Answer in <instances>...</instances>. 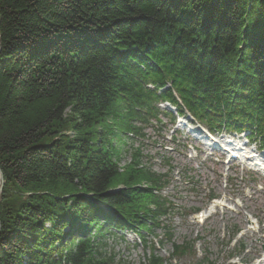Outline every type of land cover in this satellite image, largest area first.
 <instances>
[{"label": "trees", "instance_id": "16d2710c", "mask_svg": "<svg viewBox=\"0 0 264 264\" xmlns=\"http://www.w3.org/2000/svg\"><path fill=\"white\" fill-rule=\"evenodd\" d=\"M166 84L210 131L264 150V0H0V264H122L102 239L124 231L140 264H170L146 238L169 172L137 152L120 172L115 144L177 106Z\"/></svg>", "mask_w": 264, "mask_h": 264}, {"label": "rangeland", "instance_id": "374dc122", "mask_svg": "<svg viewBox=\"0 0 264 264\" xmlns=\"http://www.w3.org/2000/svg\"><path fill=\"white\" fill-rule=\"evenodd\" d=\"M162 120L164 123L165 119ZM184 129L175 132L174 127L159 128L154 124L144 131L145 138L142 140L133 143L123 139L125 145L115 142L121 148V163L127 162L130 145L136 148L142 143V151L153 172H167L166 162L173 169L168 187L161 192L171 210L168 216L158 220L160 227L154 230L158 236L153 240L158 254L168 259L171 252L169 243H156L167 226L172 231L174 243H193V255L172 264H195L204 254L211 264H241V261L255 264L264 258V176L239 162L225 165L221 150L210 151L198 144V149L205 152L200 156L189 148L191 146L183 149ZM231 140L233 143H247L245 138L238 136H232ZM171 148L175 151L172 152ZM248 150L251 155L264 160V154L258 153L254 145L249 144ZM211 195L221 200L224 207L209 210L215 201L209 200ZM248 222L255 224L253 231L249 230ZM235 228L240 230L235 237L237 243L243 246L241 253L233 251V242L228 244ZM102 242V250L122 264H140L144 262V254L149 253L130 232L106 235ZM230 253L236 257L229 260Z\"/></svg>", "mask_w": 264, "mask_h": 264}, {"label": "bare ground", "instance_id": "6f19581e", "mask_svg": "<svg viewBox=\"0 0 264 264\" xmlns=\"http://www.w3.org/2000/svg\"><path fill=\"white\" fill-rule=\"evenodd\" d=\"M137 67H138V69L140 71H144L146 67L156 68V64L153 61H148V62L145 63V65L139 64V65H137ZM144 88L146 90H150V91L154 90V87L151 86V85H148V84L145 85ZM164 90H170L171 91V94H172L174 100L176 101L177 106H173L172 104H170L168 102H158V103H156L154 106L161 113V115L158 117L159 120H160V123H157L155 120L152 119V120H150V123L146 127H144V129H143V125H141L139 123L135 124V126L137 128H141L142 129L141 134L143 133L144 137H142L141 134H138V135L135 136L132 133H127V134H125L124 138L122 137V139H124L125 141L133 142V143L138 141V140H142V139L145 138L144 131L147 128L153 126L154 124L159 126V128H163L164 126L174 127L176 129L175 132L180 131L183 127H185L184 131H185L186 134H184V137H185L184 138V140H185L184 143L185 144L183 145V149H186L188 146H191L189 148H191L194 152L195 151L198 152V154L200 156H202V155H205V152L200 151L198 149V147H197L198 144L203 146L205 149L207 148L210 151H214V150H218L219 148H222V149L226 150V151H223V153H222V156H223V158L225 160H227V161H229L231 163L239 162L240 164H244V165L248 166L250 169H253V170L260 169L264 173V160H261V159L255 157V156L249 154L248 145L249 144L252 145V142L249 141V142H247L248 144L247 143L242 144L240 141H237L236 143H233L234 141L231 140L232 136H238V138L239 137L240 138H245L244 132H227L223 128L221 130L217 131V132L210 131L209 128L206 125H204L203 123H201L198 120H196L193 116H191L187 112V110L183 107L181 101L179 100V98L177 97L175 92L171 89L169 84H166V86L164 88H162V89H158L156 93L159 94V93H161ZM179 111H181V113H179ZM163 113L170 114L173 117V121H172L171 117H169L167 115H164ZM162 118L165 119L164 123H163ZM185 120H186V122H184ZM183 122L189 124L190 126L185 125ZM125 144L126 143L124 142V145ZM132 145L129 146L130 147L129 157H128L127 160H125L127 162L121 163L122 162V158H123V155L121 153V156L119 157V160L116 162L118 170L121 172V171H123V169L127 165L131 164V154L133 152L134 153L137 152L139 154V160H140V163H138L137 167L140 170H142V171H147L148 169L150 171H152L150 166H149L150 162L147 161V156L142 151V147H143L142 143H139V146L136 147V148L134 146H133L134 148H132ZM242 147H245V148H243L244 149V153H242V151H243ZM171 149H172V152L175 151L173 148H171ZM120 151H121V148H120ZM166 164H167L168 172L172 173L173 169L171 168L170 163L166 162ZM221 165H222V163H221ZM158 175L161 176V175H164V173L163 174H158ZM0 178H1L0 182H1V180L3 182L2 185H1V189H2L4 181L2 179L1 172H0ZM1 189H0V194H1ZM158 195L161 196V191L158 192ZM209 198L210 199H216V196L215 195H211ZM218 207H224V204L222 203L221 200L213 202V204H212V206L210 207L209 210L214 209V208H218ZM165 208L168 209V211H167L168 213L163 215V217L168 216L169 213H170V210H171V208H170V206H169L167 201H166ZM199 217L197 219H200ZM200 223H203V221L200 220ZM248 223H249V227H250L249 230L253 231L255 224L253 222H248ZM156 228H159V227H156ZM156 228H154L153 231ZM166 228H168L170 230L169 227L166 226ZM128 232H130V231H128ZM130 233L137 237L140 245L142 246L143 244L141 243L140 239L138 238V235L136 233H134V232L133 233L130 232ZM105 236H106V234H105ZM105 236H104V239H105ZM235 236L237 237L236 233L232 232V234L230 236V239H229V242H233V244L235 245V248L239 249L240 252H242L243 248L240 249L242 247V245L240 243H237V240H236ZM157 237L158 236H156L155 232H154L153 235H150L149 237H146V238L149 241V243H151V244L153 243L154 244L155 241H153V240L157 239ZM104 239H102V240H104ZM161 241H165L164 240V235L156 243H159ZM186 243L192 244L191 242H186ZM169 244L171 245V243H169ZM177 245H181V243L177 244ZM142 248H143V246H142ZM157 253H158V251H157ZM193 253H194V251H193V248H192L190 250L189 255L186 256V257H191L193 255ZM171 254H172V247H171V252L169 254V258L168 259H163L160 255L159 256L163 260H165V262H169L170 264H172L173 261H176V260L180 259V258L179 259L178 258H176V259L175 258H171ZM144 255L146 256V254H144ZM235 257L236 256L233 253H230L229 260L233 259ZM144 258H143V260H144ZM199 261H204L203 264H211L210 262L207 261L205 254H204V256L201 259L196 261L195 264L198 263ZM240 263L242 264V263H246V262L241 261ZM260 263L264 264V259H261L258 262H255V264H260Z\"/></svg>", "mask_w": 264, "mask_h": 264}, {"label": "water", "instance_id": "95a60500", "mask_svg": "<svg viewBox=\"0 0 264 264\" xmlns=\"http://www.w3.org/2000/svg\"><path fill=\"white\" fill-rule=\"evenodd\" d=\"M0 179H1V178H0ZM2 183H3V182H2V180H1V182H0V189H1V185H2Z\"/></svg>", "mask_w": 264, "mask_h": 264}]
</instances>
